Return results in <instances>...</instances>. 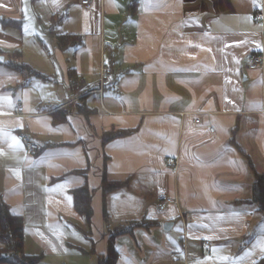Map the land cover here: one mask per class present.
<instances>
[{
  "label": "crops",
  "instance_id": "crops-1",
  "mask_svg": "<svg viewBox=\"0 0 264 264\" xmlns=\"http://www.w3.org/2000/svg\"><path fill=\"white\" fill-rule=\"evenodd\" d=\"M260 4L0 0V201L22 220L25 254L100 264L127 229L113 236L115 264L264 258L253 194L264 175V67H246L248 54H264V21L250 20ZM101 63L112 73L99 92ZM84 185L89 219L74 209ZM161 195L175 201L159 212Z\"/></svg>",
  "mask_w": 264,
  "mask_h": 264
},
{
  "label": "trees",
  "instance_id": "trees-1",
  "mask_svg": "<svg viewBox=\"0 0 264 264\" xmlns=\"http://www.w3.org/2000/svg\"><path fill=\"white\" fill-rule=\"evenodd\" d=\"M63 36H59V43H65ZM124 133H106L103 140ZM120 183L104 182V191L111 190L120 186ZM74 209L80 215L90 218V193L87 186H82L73 190ZM254 198L258 201L260 208L264 210V175L256 176L254 185ZM127 229H117L114 231L108 243V253L100 264H115L117 257L113 245V236L127 232ZM23 226L19 216L12 214L9 208L0 201V264H38V256H30L23 251ZM6 254L7 256H4ZM256 264H264V258Z\"/></svg>",
  "mask_w": 264,
  "mask_h": 264
},
{
  "label": "built area",
  "instance_id": "built-area-1",
  "mask_svg": "<svg viewBox=\"0 0 264 264\" xmlns=\"http://www.w3.org/2000/svg\"><path fill=\"white\" fill-rule=\"evenodd\" d=\"M92 0H79V3L82 7H89L91 5ZM250 20L255 26H262V23L264 21V6L263 4H260L252 10L250 14ZM262 48H264V39L262 42ZM246 67L249 70H256V69H262L264 67V54L263 50H259L256 52H252L246 56ZM112 73V70L109 66L104 65L101 63L99 67V79H98V91L101 92L103 86L109 81L110 75ZM21 111V104L17 103L14 107V113L19 114ZM194 123L198 124L199 120L194 119ZM208 130L210 132L214 131L213 127H208ZM17 139L21 141L25 148L26 152L30 153L32 151H36L38 149V145L32 141L29 137H27L23 132L18 133L16 135ZM175 160L174 158L167 159L168 165H174ZM174 199L167 196V195H161L159 197V200L157 202V209L159 212L163 211L168 204L174 203ZM201 246L205 247L207 251L210 250L211 242L209 240H205L201 242Z\"/></svg>",
  "mask_w": 264,
  "mask_h": 264
},
{
  "label": "water",
  "instance_id": "water-1",
  "mask_svg": "<svg viewBox=\"0 0 264 264\" xmlns=\"http://www.w3.org/2000/svg\"><path fill=\"white\" fill-rule=\"evenodd\" d=\"M2 60V57H0V61ZM172 223H165L164 224V229L167 227V226H171ZM4 256H7L6 254H4Z\"/></svg>",
  "mask_w": 264,
  "mask_h": 264
},
{
  "label": "snow or ice",
  "instance_id": "snow-or-ice-1",
  "mask_svg": "<svg viewBox=\"0 0 264 264\" xmlns=\"http://www.w3.org/2000/svg\"><path fill=\"white\" fill-rule=\"evenodd\" d=\"M13 140H14L15 143H17V144L19 143L18 141H15V138H13Z\"/></svg>",
  "mask_w": 264,
  "mask_h": 264
}]
</instances>
